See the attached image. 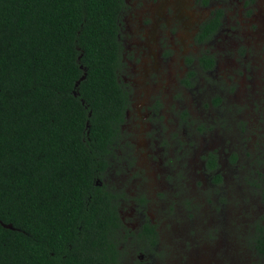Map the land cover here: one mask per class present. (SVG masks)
<instances>
[{
	"label": "trees",
	"instance_id": "1",
	"mask_svg": "<svg viewBox=\"0 0 264 264\" xmlns=\"http://www.w3.org/2000/svg\"><path fill=\"white\" fill-rule=\"evenodd\" d=\"M123 6L0 0V264H123L115 195L96 184L128 104L118 76ZM221 15L211 12L198 40ZM198 61L210 69L215 56L205 50ZM257 243L264 256L262 234Z\"/></svg>",
	"mask_w": 264,
	"mask_h": 264
},
{
	"label": "rangeland",
	"instance_id": "2",
	"mask_svg": "<svg viewBox=\"0 0 264 264\" xmlns=\"http://www.w3.org/2000/svg\"><path fill=\"white\" fill-rule=\"evenodd\" d=\"M156 3L157 0H127V7L121 15L120 40L124 49L120 79L124 86L127 85L129 95V106L121 129L127 133L122 130L124 136L111 148L110 161L97 177H103L102 181L121 204L119 207L127 225L133 222L132 217L137 216L133 214L131 217L128 210L130 194L127 190L135 193L142 185L148 191L147 184L159 180L157 173L164 164L154 145L155 142L161 146L159 135L162 130L159 127H165L172 141L176 133L182 136L185 129L178 124L175 116L184 110L190 111L191 115H200L198 121L212 114L213 122L225 129L230 126L226 120V115L230 113L234 119L240 117L247 125L251 124L255 133L253 136L242 134L245 143L238 152L240 160H246L243 152L247 150L259 152L264 161V0H225L220 4L212 3L207 8L198 0H163L169 14L172 11L170 5L180 10L181 16L177 19H183V23L163 16L164 11L160 8L157 10L162 12L163 17L158 18L161 21H150L148 11ZM216 8L222 10L220 28L210 38L194 42L196 23ZM157 10L155 13H158ZM203 50L211 52L216 58V64L210 70L198 67L196 56ZM149 51L157 54L158 58L154 59L152 53L147 54ZM187 55L193 57L190 63L186 61ZM191 69L195 72L187 74ZM217 94L222 95V102L213 107L209 101ZM151 104L160 106V118L155 121L147 112V106ZM145 113L147 117L142 118ZM128 141L132 146L126 145ZM123 167L125 169L121 170ZM155 168H158L157 171ZM223 173L228 178V173ZM257 191L264 192V182ZM255 196L240 192L233 196L222 189L224 202L217 212L230 229L215 228L210 230L213 234L204 237L205 241L202 238L196 241V245H213L218 241L220 232L227 233L230 237L227 246L217 253L204 252L189 242L181 243L182 236L186 235L187 222L182 211H170L167 217L157 220L158 215L150 207L148 215L150 213V218L157 220L160 226L159 244L167 246L162 243L167 240L165 232L175 236L176 243L182 244L175 261L168 264H264V256L257 248L259 236H264V196L260 193ZM152 197L153 193L147 196L150 200ZM232 199L236 202L231 203ZM201 210L205 211L203 205ZM203 216L216 219L206 213ZM192 248V256L188 259L185 252ZM211 254L221 259L215 262ZM129 257L123 258L124 264H136L133 257L128 261Z\"/></svg>",
	"mask_w": 264,
	"mask_h": 264
},
{
	"label": "flooded vegetation",
	"instance_id": "3",
	"mask_svg": "<svg viewBox=\"0 0 264 264\" xmlns=\"http://www.w3.org/2000/svg\"><path fill=\"white\" fill-rule=\"evenodd\" d=\"M198 1L206 8L211 7L212 3L220 4L225 2V0ZM204 2L207 3L204 4ZM181 4L183 3L181 2ZM126 7L127 0H124V6L121 11V15H123L122 13ZM170 7L172 8V11H170L171 14L165 10L163 0H157V3L153 5L148 11L149 20H157L160 22L163 16H168L170 19L173 18V21L175 22L183 23V19H177L181 16L180 10H177L173 5H170ZM159 8L164 11L163 16L161 15L162 12L157 10ZM216 9H213L212 11ZM156 10L158 13H155ZM218 10L222 11L220 8H218ZM210 14L211 13H208V15L202 17L199 23H196V27L193 30L194 42L204 41L198 40L196 35L200 30L201 24L208 19ZM159 17L161 18L158 19ZM221 23L222 22L220 19V26ZM145 39H147V37H145ZM122 49H124L123 44ZM201 52L202 51H200L196 56L198 67L200 68L202 67L199 66L198 59L201 56ZM150 53L154 54L150 51L147 54ZM156 55L157 54H154V59L158 58ZM149 59L150 58H143V60ZM192 60L193 57L189 55L186 56L187 62L190 63ZM215 64L216 58L212 68L215 66ZM120 69L121 67L118 69L119 78ZM193 72L195 71L191 69L187 72V74H191ZM126 87L127 85L125 88ZM217 97H220L218 101L215 100ZM214 102L217 103L215 104ZM221 102L222 95L217 94L210 99L209 104L211 106H219ZM128 106L129 98L127 107L124 110L123 121L125 120ZM147 107V112L150 114V117L153 118V121L157 120V118H160V114H158V111L160 112V106L158 104H151ZM180 114L181 113L176 115L175 119L178 124L180 123L182 128L185 129L182 136H180L181 134L179 135V133H176L174 141H172L168 133L165 131V127H159L162 132L160 135L157 134L154 137V141L157 140L158 135L161 139V146L155 142L154 145H156L155 148L159 155L164 159L162 168L164 173L162 170L158 171L157 174L159 180H154L153 182L148 183V191H146L142 185L137 188L135 193H131L129 190H127V192L130 194V197L127 201V207H129L128 210L131 214V217L133 214L137 215L131 218L133 222H130V224L127 225L124 221V217L121 214V207H119L121 204L118 203L115 198L113 200H109L110 204H112V208L116 210L121 221V224L119 225L121 227L118 226L117 228H114L113 233L118 239L117 253H119V258L123 264V258H125L127 255L130 256L127 260L129 261L133 257L136 264L173 263L178 255L179 247L186 242L195 245L204 252H220L222 247L227 246L226 242L230 238L227 233L221 234L220 232L217 235L219 238L218 241L214 242L213 245L208 243L196 245V241L197 239L201 238L205 241L204 237L207 238L213 234V232L210 230H214L215 228L230 229L229 226H227L225 219L220 213L217 212L218 209L222 208V204L224 202L222 199V189H226V191L233 196H235V193L239 192L244 193V195L247 196H255V194L259 193L261 194V191L259 192L257 190L258 186H261V184L264 182V161L258 155L259 152H249L245 150V152H243V154L246 155L245 161L240 160V155L238 153L245 143L243 140L244 135L242 134L247 133L253 136L255 133L251 124L247 125L240 119V117H236L238 120L237 121L230 113L226 115V120L230 126L228 129H225L223 126L213 122L212 114H209L208 117L205 118L202 117V121L197 120L199 117H201L198 114L191 115L189 113L190 115L188 114L184 119L181 118ZM147 115L148 114L145 113L142 118H146ZM200 122H203L205 127L200 128ZM121 123L119 125L120 140L122 136H124V130L121 129ZM192 123H196V125H193ZM141 131L144 132L142 129ZM124 132L125 134L127 133L126 131ZM114 145H116V143H114L113 146ZM126 145L132 146L130 141H128ZM251 149L253 150V145L251 146ZM212 155H215L216 157V166L214 168L211 167L209 163L210 160H208ZM158 157L159 156H155V158ZM231 159L233 161H231ZM196 161L198 163H196ZM124 169L125 167L121 168V170ZM157 169L158 168H155L156 171ZM153 170H151V172H153ZM223 171L228 173V178L223 173ZM217 175L218 177L216 178ZM102 179L103 177L101 179H96V184L102 185L103 183L106 185L107 189L111 190L105 181H102ZM124 192L127 194L125 190ZM149 193H153L151 200L147 198ZM139 198H141V200H139ZM255 198L257 197L255 196ZM212 202H214V204ZM230 202L234 203L236 200L232 199ZM202 205L205 209L204 212L201 210ZM150 207L151 210L158 215L157 220L167 217V214L170 211L183 212L184 218L187 219V222H185L186 235L182 236V244L176 243L177 240L175 236H171L168 232H165L167 240L162 242L167 246H161L159 244L161 238L160 226L157 220L150 218V213L148 215ZM203 213L214 216L216 219L207 218L203 216ZM163 223L165 222H162V224ZM147 225L154 228V234L148 232ZM212 226V229H207V227ZM130 237L133 238L130 240ZM153 237H155V242H149ZM183 246L185 247V245ZM192 250L193 248L185 252L186 258H191ZM136 256L138 257L136 258ZM212 257L215 259V262L221 259L220 257L214 255H212Z\"/></svg>",
	"mask_w": 264,
	"mask_h": 264
}]
</instances>
